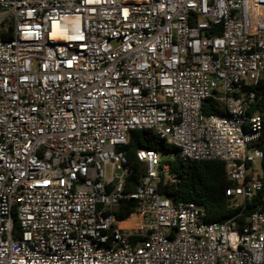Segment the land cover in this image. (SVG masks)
Wrapping results in <instances>:
<instances>
[{"label":"built area","instance_id":"2783aa9c","mask_svg":"<svg viewBox=\"0 0 264 264\" xmlns=\"http://www.w3.org/2000/svg\"><path fill=\"white\" fill-rule=\"evenodd\" d=\"M263 77L264 0H0V264H264V208L207 222L158 193L148 149L125 192L120 150L146 129L222 162L242 210L263 190Z\"/></svg>","mask_w":264,"mask_h":264},{"label":"trees","instance_id":"16d2710c","mask_svg":"<svg viewBox=\"0 0 264 264\" xmlns=\"http://www.w3.org/2000/svg\"><path fill=\"white\" fill-rule=\"evenodd\" d=\"M255 98L250 113L256 112L261 118L264 135V77L254 87ZM213 111H217L214 110ZM264 151L263 140L257 142ZM139 149L153 150L161 155L160 167L167 171L161 174L157 191L174 203L188 202L201 206L207 222L222 223L234 219L239 225L256 211L264 208V158L260 161L263 190L247 202L242 210L234 209L230 198L224 194V189L231 185L226 179L223 163L219 161L190 162L182 161L176 155V150L159 138L151 130H133L128 134L126 145L120 148L129 168L125 179V192H133L144 171V164L136 159ZM164 156V157H163ZM137 203L134 200L122 201L115 212L118 220H123L135 212ZM133 216L130 218L132 219Z\"/></svg>","mask_w":264,"mask_h":264},{"label":"crops","instance_id":"0c3cea01","mask_svg":"<svg viewBox=\"0 0 264 264\" xmlns=\"http://www.w3.org/2000/svg\"><path fill=\"white\" fill-rule=\"evenodd\" d=\"M132 216H133V215H132ZM130 217H131V216H128L127 218L121 220L120 223H119V226H120L121 228H129V227H133V226H135L136 223H137V218H136L135 216H133V219H132L130 222H128V219H129Z\"/></svg>","mask_w":264,"mask_h":264},{"label":"rangeland","instance_id":"374dc122","mask_svg":"<svg viewBox=\"0 0 264 264\" xmlns=\"http://www.w3.org/2000/svg\"><path fill=\"white\" fill-rule=\"evenodd\" d=\"M218 110L222 111L223 108L222 107H219ZM160 157H162L161 155H159ZM164 157V156H163ZM255 171L260 175L262 173V170H261V166H260V161H257L255 163ZM107 175H109V170L107 169Z\"/></svg>","mask_w":264,"mask_h":264},{"label":"bare ground","instance_id":"6f19581e","mask_svg":"<svg viewBox=\"0 0 264 264\" xmlns=\"http://www.w3.org/2000/svg\"><path fill=\"white\" fill-rule=\"evenodd\" d=\"M131 217H132V216H131ZM131 217H130V218H131ZM130 218L128 219V222H130V221L133 219V218H132V219H130Z\"/></svg>","mask_w":264,"mask_h":264}]
</instances>
